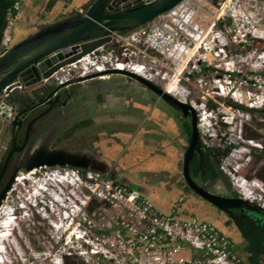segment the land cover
<instances>
[{"label": "rangeland", "instance_id": "rangeland-1", "mask_svg": "<svg viewBox=\"0 0 264 264\" xmlns=\"http://www.w3.org/2000/svg\"><path fill=\"white\" fill-rule=\"evenodd\" d=\"M196 1L204 8L200 15L209 17V5L204 0ZM258 17L262 19L258 27L264 31V10ZM215 28L223 30L222 25ZM223 37L225 40L205 39L211 48L204 53L208 64L200 65L191 82H173L168 87L173 88L172 97L193 107L201 147L224 150L232 146L218 164V171L237 195L232 186L235 179L264 183V176L260 178L264 175V56L259 57L264 53V39L241 46L233 35L225 33ZM224 42L227 45L220 52ZM108 45L110 48L100 51V56L106 57L101 60L106 71L114 65V57L121 61L118 40ZM127 48L138 50L132 45ZM142 61L150 69L152 84L164 91L168 81L160 77L171 76L173 67L160 65V58L149 54L145 58L140 54L138 62ZM92 62L93 58L88 59L70 74L76 79L87 77H79L86 67V74L92 76ZM43 85L57 86L52 80L15 93L32 98V92ZM66 89V104L53 107L45 122L36 125L27 155L44 145L49 150L94 155L108 170L103 174L89 170L77 173L69 167H52L37 169L31 176L19 172L0 203V236L6 235L0 239V264L57 262L71 243L74 245V236L80 235L77 230H83V219L93 230L125 208V202L119 206L118 199H108V187L113 189L120 180L128 183L133 179L130 187L134 189L144 187L142 182L153 189H166L173 201L165 192H156L157 196L152 193L153 208L162 212H168L172 202L175 207L183 204L188 208L194 201L191 208L195 217L222 229L226 216L188 189L181 174L188 145L183 123L189 124L188 119H182L179 111L120 74L88 78ZM9 120L0 117V166L10 149ZM246 134H256L257 138L247 140ZM217 194L227 196L224 190ZM247 213L259 219L255 213ZM67 262L75 264L79 259L73 256Z\"/></svg>", "mask_w": 264, "mask_h": 264}, {"label": "built area", "instance_id": "built-area-1", "mask_svg": "<svg viewBox=\"0 0 264 264\" xmlns=\"http://www.w3.org/2000/svg\"><path fill=\"white\" fill-rule=\"evenodd\" d=\"M25 1L14 0L6 11L0 53L13 45V30ZM146 1L150 0H144ZM204 1L209 5L210 16L207 18L200 15L204 8L196 0H183L149 24L126 35L116 36L114 42L118 40L121 45V61L114 57L115 63L109 70L127 71L153 83L149 67L143 61H138L140 54L142 58L148 54L157 56L160 58V65L173 67L171 76L164 74L160 77L161 80L168 81L166 90L173 82H191L192 76L200 71V65L207 66L204 53L211 48L204 41L208 36L211 41L217 38L225 40L223 35L227 33L237 38L241 46L252 40L264 39V31L258 27L262 20L258 15L261 9L264 10V0ZM189 4L196 7V10L191 9ZM186 11L189 13L185 14ZM216 24L222 25L223 30L216 31ZM131 45L138 50L130 51L127 46ZM226 45L224 42L219 51L223 52ZM102 49L105 50L104 47L99 48L85 57L86 64L88 59H94L90 65L94 72L106 71L101 63L106 58L100 56ZM106 53L112 59L111 53ZM263 56L264 53L259 57ZM78 65H83V61L79 60L59 69L52 74V80L58 86L76 79L70 71L75 70ZM86 72L87 68L83 67L79 77L89 75ZM232 186L237 190V198L264 212L263 182L238 178ZM108 188V199H118L119 206L120 202H125V208L117 210L114 207L119 212L109 222L93 230L89 223L85 226L83 219V230H77L80 235L74 236V245L69 241L70 249L54 264H69L64 261L73 256L79 259L75 264H241L234 254L231 242L212 224L198 217L184 218L178 207H174L169 214L159 212L153 208L148 197L130 187L118 184L113 188L115 190Z\"/></svg>", "mask_w": 264, "mask_h": 264}, {"label": "water", "instance_id": "water-1", "mask_svg": "<svg viewBox=\"0 0 264 264\" xmlns=\"http://www.w3.org/2000/svg\"><path fill=\"white\" fill-rule=\"evenodd\" d=\"M182 1L93 0L80 12H74L48 24L35 25V30L31 34L0 53V117L7 121L11 115H14L9 120L11 143L6 160L0 168V179L12 155L20 150L16 146L21 128L19 117L33 108L29 106L18 110L15 109L14 104H9L7 97L13 91L41 83L49 84L52 81V74L59 69L114 42L116 36L126 35L149 24ZM114 74H120L139 83L168 106L179 111L183 118L190 119V139L183 155L181 174L187 187L195 195L223 214H231L233 210L240 214L246 211L261 212L257 206L240 198L206 192L190 178L188 166L194 153H201L206 157L198 135L195 111L191 105L175 99L159 87L127 71L108 70L102 73V75ZM97 76L101 75L77 78L58 85L47 94L45 100L67 86ZM42 102L40 100V103ZM52 167L89 170L98 174L108 170L107 165L94 155L71 153L62 149L49 150L46 146H39L18 162L8 182L0 191V203L18 172L27 173L33 169Z\"/></svg>", "mask_w": 264, "mask_h": 264}, {"label": "flooded vegetation", "instance_id": "flooded-vegetation-1", "mask_svg": "<svg viewBox=\"0 0 264 264\" xmlns=\"http://www.w3.org/2000/svg\"><path fill=\"white\" fill-rule=\"evenodd\" d=\"M55 87L56 86H54V88ZM66 90L67 89L65 87L59 90L50 99L45 100L48 94L47 93L44 97L37 99L33 103L32 105L33 108H31L30 110H28L19 117V120L21 121V128L18 132L16 146L19 147L20 150L12 155L11 161L9 162L8 166L6 167L0 179V191L8 182L10 176L17 167L18 162L24 157H26L27 152L30 150L31 138L36 129V125L41 122H45V119H47L46 117L49 116L51 112L52 113L54 112L53 107H62L66 104V98H67V95L65 93ZM40 100L41 102L43 100V102L40 103ZM35 118L36 120H34ZM182 119H188L190 126V119L188 117L187 118L182 117ZM25 139L26 142L24 143ZM6 157L4 158V161L1 164L0 168L3 166ZM181 171H182V163H181ZM188 172L190 178L195 182V184L204 191L212 194H217L218 192L224 190L226 191L227 197H233V193L231 192L230 187L225 181L224 177L215 168L213 163L211 164L210 159L204 157L201 153H197V152L194 153L193 157L189 162ZM220 182H222L223 185ZM219 196H223V195H219ZM196 200L198 199L196 198ZM247 212H252V211H246L240 214L236 210H233L231 214H223L226 216L223 224L224 225L226 224L227 225L226 227H229L231 229L230 234H224V235L231 242L233 246L234 254L236 255V257L238 258L241 264H260L261 258L259 254L264 256V250H262L263 252L262 253L260 249H255L254 244L257 241L256 237L262 238L261 236H264V212L262 210L260 213L253 212L258 216L259 219L251 218Z\"/></svg>", "mask_w": 264, "mask_h": 264}, {"label": "crops", "instance_id": "crops-1", "mask_svg": "<svg viewBox=\"0 0 264 264\" xmlns=\"http://www.w3.org/2000/svg\"><path fill=\"white\" fill-rule=\"evenodd\" d=\"M92 2L93 0H26L22 6V9L19 15V20L13 30V40L15 42H18L21 39L28 36L35 30V25L37 24H40V23L48 24L58 19H61L65 16H68L74 12H80L85 6L89 5ZM132 180L128 181L127 187H130ZM142 183L144 187L141 186L135 190H137L139 193L148 197L151 203H153L152 193H154V196H157V193H160V192H165L167 198L168 199L171 198L173 201L174 198L170 196V194L168 193V191H166V189H160V188L153 189L149 187L148 185H146L144 182ZM148 188L152 190H149ZM192 204L194 205V201L192 202ZM174 207H175V204L174 202H172L170 203V210L168 212H162L159 209H157V211L162 212L164 214H169L174 209ZM177 207L180 208L181 213H182L181 216H183L184 218L196 216L193 214L191 207L186 208V206H184L183 204L178 205ZM214 215L216 216L215 213ZM224 221L225 220H223L222 222L224 223ZM208 223L215 226L214 223L210 221ZM215 227L221 234H230L231 232V229L224 225L222 229L217 228V226ZM261 237L262 238L256 237L257 241L255 242L254 247L255 249H260L262 252V250H264V236H261ZM259 256L261 258L260 264H264V256L261 254H259Z\"/></svg>", "mask_w": 264, "mask_h": 264}, {"label": "trees", "instance_id": "trees-1", "mask_svg": "<svg viewBox=\"0 0 264 264\" xmlns=\"http://www.w3.org/2000/svg\"><path fill=\"white\" fill-rule=\"evenodd\" d=\"M13 2H14V0H0V43L2 40V32H3L5 24H6V11L13 4ZM14 43H15V41L13 40V44ZM104 48H106V49L110 48V45L107 44L104 46ZM53 88H54L53 86L43 85L42 87H40V89L38 91L32 92V94H31L32 98H29L28 96H26L24 94L15 93V91H18V90H15L11 93L10 96L7 97V102L9 104H14L15 109H18V110L24 109L26 107L32 106L33 103L37 99L44 97L47 93L51 92ZM236 108L240 109V110L243 109V110L248 111V112L251 111V109L247 110L246 108H243L241 106H237ZM183 125H184V132L187 135V141H188L189 137H190V126L188 123H185V122L183 123ZM256 138H257L256 134H246L245 135V139H247V140H255ZM231 148H232V146H229L224 150L204 148V151L206 153V158L210 159L211 164L213 163L215 168L218 170V168H219L218 164L220 163L222 158H224L229 153ZM263 176L264 175H261L260 178L262 179ZM119 184L123 185V186H127V183L124 181H121V180L119 181ZM233 197H236V195L234 193H233ZM202 221H205V220H202ZM64 262L67 263V261H64Z\"/></svg>", "mask_w": 264, "mask_h": 264}, {"label": "bare ground", "instance_id": "bare-ground-1", "mask_svg": "<svg viewBox=\"0 0 264 264\" xmlns=\"http://www.w3.org/2000/svg\"><path fill=\"white\" fill-rule=\"evenodd\" d=\"M86 56H84V57H82V58H80L79 60L80 61H86V58H85ZM84 58V59H83ZM79 60H77V61H79ZM73 64V63H72ZM68 65H70V64H68ZM68 65H66V66H68ZM118 69H121V67H119ZM100 73V74H99ZM97 72L96 70H95V73L94 74H97V75H102V70H100V72ZM137 73V72H136ZM87 76H91V74H89V75H87ZM166 91V93H168L169 95H173V88H168V89H166L165 90ZM174 96V95H173ZM181 100V99H180ZM182 101V100H181ZM196 110V109H195ZM35 170H37V169H33L32 171H30V172H27L26 173V175L27 176H31V175H34V173H35ZM8 221H5V225L4 226H6V225H8V223H7ZM1 236H6V235H1ZM1 236H0V239H1ZM3 238V237H2ZM2 241V240H1ZM0 254H1V251H0ZM2 258V257H1Z\"/></svg>", "mask_w": 264, "mask_h": 264}]
</instances>
